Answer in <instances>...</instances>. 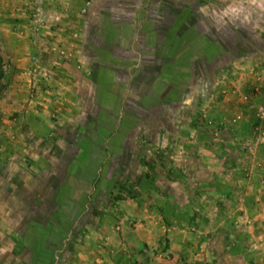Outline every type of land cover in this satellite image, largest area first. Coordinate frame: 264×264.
<instances>
[{"label":"rangeland","instance_id":"obj_1","mask_svg":"<svg viewBox=\"0 0 264 264\" xmlns=\"http://www.w3.org/2000/svg\"><path fill=\"white\" fill-rule=\"evenodd\" d=\"M142 16L175 55L172 82L133 81L140 61L155 56L126 60L115 46L117 23ZM0 54V199L24 198L43 223L62 199L58 186L73 194L75 176L83 189L95 179L87 208H68L73 234L91 218L108 219L128 232L119 248L143 251L146 264H172L177 248L174 264H264V219L252 258L246 212L257 206L264 218V0H0ZM117 114V133L104 137ZM30 126L51 144L46 157L43 144L27 142ZM102 144L107 153L95 147ZM50 159L55 173L36 193L33 181L11 186L8 179L26 177L20 162L36 173ZM147 229L155 240L135 247Z\"/></svg>","mask_w":264,"mask_h":264},{"label":"crops","instance_id":"obj_2","mask_svg":"<svg viewBox=\"0 0 264 264\" xmlns=\"http://www.w3.org/2000/svg\"><path fill=\"white\" fill-rule=\"evenodd\" d=\"M119 23L117 24L120 25L119 27L122 29H120L118 31L119 33H117L115 40L117 45L115 46H119L118 51L120 53L122 52L126 60L139 57V62L140 58L145 56L144 54L147 52L152 53V55L155 56V60L153 62L152 60L149 63H145L143 60L140 61V78H138L139 72H137L136 75L133 74V81L140 79L143 80L150 75H159L162 70V54L164 50L163 44L160 42L164 35L162 30H160L159 27H155L153 28L152 32H147V27L150 22L147 20L145 21L143 16L139 17L137 20L133 19L131 21ZM126 27H128L130 30V34L127 36L124 33ZM125 38L129 42V47H123L121 45L122 40ZM15 48L21 52L24 46L17 45ZM39 48H41V46L35 47V50L39 52L41 61L45 62V57L50 56ZM88 62L89 63L87 67L91 70H93V68H97L98 65H103L109 70L116 71L117 73V68L112 63L109 65L101 62H99L101 63L99 64L96 62L95 65V63L92 61ZM134 68L138 69L137 66H131V69ZM114 75L115 82L123 81L118 78V74ZM89 77L85 78L89 79ZM127 79H130L129 76H127ZM91 82H94L92 77ZM133 92H135L134 89ZM137 105L139 106V104ZM34 127L35 126H30V128H26L30 131L27 142L30 144L34 142L39 146H42L43 144L48 149L51 144L48 141L46 142L45 140L36 137V135L32 132ZM18 129L25 131L23 128ZM60 144L61 141L58 139L57 145L60 146ZM49 152L50 150L48 149L43 157H46L47 153ZM47 157L51 158L52 156L48 154ZM59 158L61 157L58 156L57 159ZM50 162V165L47 162V168H42L36 173L32 172L27 166L24 165L23 162H20L21 166H19V169L21 172L26 174V177H14V181L13 179H8V181L11 183V186L13 185L12 187L16 188L15 186L17 184L23 186L24 189L29 187L33 181L32 183L34 184L29 189L34 191L33 193H36V184L45 186L47 183L46 181L51 178L52 172L55 173L53 167L54 165L58 164V161L55 159H50ZM12 163L15 162L12 161ZM63 186H61L60 189H58V186L56 189V191H60V196L62 199L59 201L55 200L53 203L54 205L52 204V210L50 209V211H48H54L52 218L51 214L49 213L50 218L48 220H44L43 223H41V220L34 218V213L28 214V212H34L35 208L29 202H24V198L22 199L21 197H18L10 199L5 195L6 200L0 199V264H146V260L143 258L146 256V253L143 251H134L131 250V247H129L130 249H127V247L119 248L123 242L127 245L126 241L129 239V236H127L128 232L125 230L123 234L116 233L114 224H111L108 219L91 218L87 224H81L80 227L82 228L79 229V231H75L76 233L73 234L74 231L71 229V221L66 217L62 218V216L58 214L62 208H66L64 207V201L66 200L65 196H67V194L70 192L65 191ZM93 190L95 189L92 188L90 193ZM89 197L85 199V205L81 204L78 206V208H76L77 212L79 211L80 213L87 208ZM45 211H47L46 208L44 209V212ZM246 212H251V220L254 225L253 229L250 230L253 240V247L250 257L255 258L258 256L259 242L255 237V234L257 233L255 232L254 228L256 223L262 222L264 218H260V211L258 210L257 206L252 205L251 210H247ZM77 216L75 217L77 218ZM54 217L55 219L53 220ZM75 217L74 220L76 219ZM71 220H73V218ZM35 226H40L41 228L36 230ZM151 233V229L140 230V240H137L134 246L141 248L145 245V242L150 241L151 239L154 241L155 239L152 238ZM244 233L246 234V231ZM245 234L240 236V243L242 245L244 243L243 236H245ZM254 242H256L255 245ZM100 243H105L107 245L106 249H100ZM75 244L77 246H75ZM89 245L92 246V249ZM73 247L76 249L73 250ZM179 250L180 248L175 250V258L172 261V264L177 262V258L182 257L181 252L176 253V251ZM157 263L158 260H154V264Z\"/></svg>","mask_w":264,"mask_h":264},{"label":"trees","instance_id":"obj_3","mask_svg":"<svg viewBox=\"0 0 264 264\" xmlns=\"http://www.w3.org/2000/svg\"><path fill=\"white\" fill-rule=\"evenodd\" d=\"M174 33V32H177V29L176 30H174V29H170V31H169V33ZM125 34H126V36L128 35V34H130V30L128 29V27H126L125 28V32H124ZM163 37H164V35H163ZM165 39H162L160 42L163 44V47H164V50H163V54H162V68H164V70H165V73H160L159 75H157V76H152V75H150V76H148L147 78H145V79H143L142 81H141V79L139 80V81H137V83L138 84H141V86H142V82L144 83V84H147V81L149 80V81H152L151 82V84H154V85H156L157 83H161L162 82V80L164 79V78H166V80H167V82H172V80H173V78L171 77V78H169L168 76V74H166V71H168V70H172L173 71V65H175V61H176V59H175V55H174V53L172 54V53H168L167 52V45H166V43H165V41H164ZM173 51V50H172ZM174 52V51H173ZM3 78H4V61H3V58H2V56H1V54H0V90H1V84H2V80H3ZM133 99H134V97H132ZM135 101H137V103H139L140 105H143L142 104V101H141V99H140V97H138V96H135V99H134ZM129 113L128 112H126L123 116H122V122H125V121H127V118H126V115H128ZM115 123L113 124V126L109 129V131L107 132V134L104 136V134H103V136L104 137H112V136H114L116 133H117V131H118V126H119V121H120V117H119V115L117 114L116 115V118H115ZM116 138V137H115ZM101 144V143H100ZM97 149H100L102 152H104V153H107L106 152V148H105V144H102V145H97V146H95ZM112 149L113 150H116V145H115V143H113L112 144ZM105 158V156H103V158L101 159V161L99 162V166L101 165V163H102V160ZM75 178H76V180L79 182V184L77 185V186H73V187H71L72 189H74V193L73 194H71V189H70V192L67 194V196H65L66 197V201H64V203H65V205H64V207H66L65 209H63L62 208V210H60L59 212V214H60V216H62V218H64V217H66L67 218V216L69 215V211H68V208L70 207V206H73L74 208H78V206H80L81 204L82 205H85L84 204V202L86 201L85 199H87L88 197H89V195H90V190L94 187L93 185H94V181H95V179H93L92 181L91 180H86V182H85V185L87 184V186H86V189H83V185H82V181H81V179H82V177H79V178H81V179H78L76 176H75ZM85 188V187H84ZM69 191V190H68ZM83 198L82 199V201H84L83 203H82V201H81V199H80V202H77V199L78 198ZM73 203H75L74 205H73ZM68 219V218H67ZM71 220V219H70ZM68 225V224H67ZM37 251H40V250H37ZM41 262V261H40ZM42 263V262H41Z\"/></svg>","mask_w":264,"mask_h":264},{"label":"built area","instance_id":"obj_4","mask_svg":"<svg viewBox=\"0 0 264 264\" xmlns=\"http://www.w3.org/2000/svg\"><path fill=\"white\" fill-rule=\"evenodd\" d=\"M258 117L264 120V103L257 108Z\"/></svg>","mask_w":264,"mask_h":264}]
</instances>
